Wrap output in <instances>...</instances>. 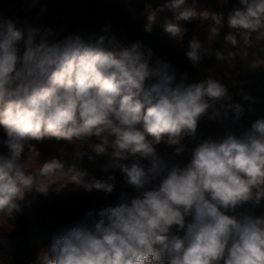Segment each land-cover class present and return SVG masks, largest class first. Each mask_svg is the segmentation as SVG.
<instances>
[{"label": "clouds", "instance_id": "obj_1", "mask_svg": "<svg viewBox=\"0 0 264 264\" xmlns=\"http://www.w3.org/2000/svg\"><path fill=\"white\" fill-rule=\"evenodd\" d=\"M38 2L30 0L29 10ZM145 13V32L159 25L178 43L188 31L182 22L194 20L212 22L207 40L227 26L224 41L232 46L237 36L249 46L253 33L264 34V0H238L226 17L198 10V0L146 4ZM101 31L56 39L49 27H18L0 18V126L6 136L0 140L6 149L0 153V216L13 217L26 194L46 195L53 184L57 190L74 184L87 192L114 191V175L96 178L76 163L65 171L56 158L32 171L40 152L31 141L95 137L90 153L75 151L74 159L107 157L100 170H119L135 193L122 191L115 206L86 211L31 264H264V216L237 212L264 200V118L239 135L229 130L223 138L204 139L188 163H176L185 152L182 141L196 138L202 118L223 123L232 113L238 121L245 108L219 78L188 82V74L169 62H153V50L142 41L125 44L110 26ZM211 55L198 36L188 41L185 56L194 67ZM243 99L255 102L247 94ZM161 143L173 149L171 156L157 151ZM129 158L131 164L123 162Z\"/></svg>", "mask_w": 264, "mask_h": 264}, {"label": "trees", "instance_id": "obj_2", "mask_svg": "<svg viewBox=\"0 0 264 264\" xmlns=\"http://www.w3.org/2000/svg\"><path fill=\"white\" fill-rule=\"evenodd\" d=\"M163 2L164 0H39L29 10L30 0H0V18L17 21L18 27H24L25 23L49 27L57 32L56 39H63L76 29L92 24L110 26L120 33L125 32L129 43L142 41L153 50L154 59L169 62L178 74L187 73L188 81H195L213 62L212 56L205 57L199 67H194L185 56L187 40L178 43L159 25L154 26L151 33L144 31L145 5L156 7ZM202 9L222 11L225 17L230 10L224 9L219 0H198V10ZM91 15L94 16L93 20ZM162 15L171 17V13L167 12ZM157 23H162V16L157 17ZM211 23L194 20L193 26L208 35ZM230 31L227 26L223 27L212 48L225 47L228 50L230 44L225 43L224 36ZM237 41H242L239 36ZM4 138L5 132L0 126V140ZM31 143L40 152V156L31 165L32 171L45 161L56 158L65 163V171L69 165L76 163L79 168L87 170L96 178H106L109 175L100 170L97 159L91 162L87 157L82 161L74 159L70 152L71 143L66 140L57 141L53 138ZM80 151L90 153L91 150L84 148ZM157 151L161 154L167 152L171 156L173 149L161 143L157 146ZM3 152L6 149L0 146V153ZM141 163L147 161L142 160ZM114 176L115 188L111 194L95 189L87 192L74 184H68L60 190L53 184L46 195L35 191L26 194L24 201L20 202V210L13 217L0 216V264H31L38 251L51 244L53 236L60 234L68 225L78 222L86 211L92 210L95 213L103 207L115 206L119 199L121 172L115 170ZM57 178L62 182L59 174Z\"/></svg>", "mask_w": 264, "mask_h": 264}, {"label": "crops", "instance_id": "obj_3", "mask_svg": "<svg viewBox=\"0 0 264 264\" xmlns=\"http://www.w3.org/2000/svg\"><path fill=\"white\" fill-rule=\"evenodd\" d=\"M219 1L224 9H231L234 5L238 4V0H228V3L223 5L222 0ZM183 26L188 29L184 36V40L189 41L194 35H196L201 42H205V45L209 47L214 54L211 55L213 62L203 71L199 78L195 81L188 82H199L205 79L208 75H213L216 78H219L221 82L228 87L233 102L243 105L246 110L244 116L247 120L253 122L257 118H264V34L253 33L249 46L244 45L242 41H238L236 46L230 44V48L227 50L225 47L212 48L216 40H207V34L196 32L188 25L183 24ZM216 53H219L225 57V59L217 61L215 57ZM256 63L259 64V67L256 66ZM244 94L253 97L255 102L244 100ZM250 107L251 110L249 111L248 109ZM229 130L232 129L226 126H214L210 128L206 134L196 136L193 140H183L182 143L185 145V152L182 155L175 156V162L180 165L188 163L191 159V150L197 145V143L208 138H223L225 133ZM244 130L246 129L243 128L233 131L236 135H239ZM97 142L96 138L93 137L92 141L85 140L83 142L73 143V146L75 147L78 145L79 147H82V149H90L91 144ZM100 158L101 157L97 158L98 162L100 161ZM123 162L131 164L133 160L132 158H129L127 161ZM112 171L111 175H114L115 170ZM120 181H123V185L121 186L119 194L122 191L128 192L130 195L135 194L134 190L124 183L122 174ZM245 211H249L252 215L264 216V200H262L260 206L255 208L249 203L243 205L237 210V212ZM186 219H190V217Z\"/></svg>", "mask_w": 264, "mask_h": 264}, {"label": "built area", "instance_id": "obj_4", "mask_svg": "<svg viewBox=\"0 0 264 264\" xmlns=\"http://www.w3.org/2000/svg\"><path fill=\"white\" fill-rule=\"evenodd\" d=\"M103 27L104 26L96 27L95 25L85 26L83 28L76 29L73 33H70V34H81L85 38L88 37L90 34H95V35L99 36V35L103 34L101 31V29ZM110 32L112 34H114L117 37V39H119L123 43H125V44L129 43L126 41V33L125 32L120 33L114 29H111V28H110ZM154 61H155V59L153 58V62ZM251 123H252V121L247 120L244 115L240 118V120L237 121L234 117V114H232V113H229V118L224 120L223 123H220L216 120H209L207 117H204L200 120V122L198 124L196 136L206 134L209 131V129L214 127V126H226V127L235 131V130H239V129H243V128L248 129L251 126ZM185 139L186 140L187 139L193 140V138H190V137H186Z\"/></svg>", "mask_w": 264, "mask_h": 264}, {"label": "rangeland", "instance_id": "obj_5", "mask_svg": "<svg viewBox=\"0 0 264 264\" xmlns=\"http://www.w3.org/2000/svg\"><path fill=\"white\" fill-rule=\"evenodd\" d=\"M94 16L91 15V20H93ZM184 25H188L190 26L192 29H194L196 32H203V31H200L198 30L197 28H195V26H193V21L192 22H182ZM95 24H92L91 26H93ZM96 27H101V26H98V25H95ZM76 145V144H75ZM82 149V147H79L78 145H76L75 147L73 146V143H71V146H70V152L71 154H74L75 151H80ZM107 160V157H101L100 158V161L98 162L99 165L105 163ZM113 171H110V173L108 174H112ZM123 185V181H119V188L121 189V186ZM119 189V191H120Z\"/></svg>", "mask_w": 264, "mask_h": 264}]
</instances>
